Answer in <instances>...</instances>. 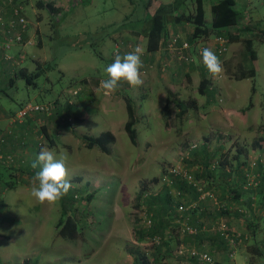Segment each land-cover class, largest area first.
Segmentation results:
<instances>
[{
  "label": "rangeland",
  "instance_id": "1",
  "mask_svg": "<svg viewBox=\"0 0 264 264\" xmlns=\"http://www.w3.org/2000/svg\"><path fill=\"white\" fill-rule=\"evenodd\" d=\"M35 1L29 0L21 10L26 26L23 41L1 46L0 114L11 118L25 102L48 103L51 109L49 114L36 113L20 123L12 122L23 123L31 130L18 136V144L11 150H5L14 154L12 164L0 163L5 167L0 177V264L20 263L24 259L37 264H133L129 248L150 256L156 243L153 239L138 240L134 235L135 223L147 226L144 219L149 217L142 201L139 207L135 206L144 186V194L156 195L173 179L167 174L172 166H182L195 176V165H200L197 159H202L205 151L208 162L217 165L225 151L234 153L240 145L249 148V143L257 139L264 143V0H236L235 4L240 16L235 28L251 23L259 33L251 38L257 55L252 63L254 77L237 78L251 66L241 42L245 33L240 41L229 42L225 53L217 54L225 70L220 78L208 72L196 50L193 51L197 58L194 56L190 63L164 50L156 63L158 70L153 62L140 70L142 79L148 75L159 79L160 74L175 76L178 66L182 67L179 80H169L168 84L179 98H195L197 103V108H190L182 118L176 116L177 107L172 101L169 111L164 112L165 98L159 94L166 92V84L163 90L161 82L149 89L144 85L134 91L118 89L112 96H105L99 87L100 81L107 79L105 67L113 63L117 53L123 56L136 47L146 52L144 35L141 43L124 39L126 32L140 31L147 25L154 5L149 7L146 0H69L60 12L50 14L47 8H38ZM215 1L203 2L207 22L212 15L209 4ZM4 5L11 13V5ZM189 10L193 11L191 4ZM170 33L168 29L167 35ZM38 35L43 46L38 43ZM216 35L199 39L194 48L213 49ZM193 64L194 70L188 69ZM35 72H39L36 77L30 76ZM203 73L208 79L206 94L198 92ZM125 97L134 108L137 145L130 142L124 130ZM119 98L123 100L118 102ZM74 116H80L81 121L76 124ZM219 123H229V128L212 129ZM106 130L116 138L109 154L84 146L83 135L97 136ZM204 137L211 142L206 143ZM219 139L228 143L221 140L222 144ZM191 143L197 146L189 150ZM204 144L205 151L199 150ZM220 144L223 147L219 148ZM41 148L54 151L58 157L68 155L66 167L73 185L70 191H75L77 197L72 198L70 211L81 231L74 244L66 243L56 228L62 214L60 202L40 204L31 195L34 174L39 171L31 167V162ZM9 181L13 182L12 187H6ZM171 192L177 199V190L172 188ZM89 195L91 199H87ZM188 210L175 214L174 219L183 216L187 222ZM172 229L171 224L167 225L165 237ZM175 234L178 243L172 241L171 253L163 262L189 264L175 250L180 243L195 245L180 227ZM228 260L238 264L230 256Z\"/></svg>",
  "mask_w": 264,
  "mask_h": 264
},
{
  "label": "trees",
  "instance_id": "2",
  "mask_svg": "<svg viewBox=\"0 0 264 264\" xmlns=\"http://www.w3.org/2000/svg\"><path fill=\"white\" fill-rule=\"evenodd\" d=\"M180 1V2H179ZM19 4L24 6L21 0L17 1ZM204 0H176V3H157L155 0H146V4L152 7V10L150 14H148L147 18V28L145 32L146 36V52H156L158 49H160L161 45L165 41V37L168 33V25L171 22L172 24L175 23H187L191 24L193 27L192 33L188 38V41L191 44L196 43L199 39L210 36L211 34L216 33L224 35L228 42H235L240 41L241 34L245 33L246 36L241 39V42H243V45L245 47V52L247 54L248 59L251 62V66L248 69H244L239 77L237 78H248V77H254L255 76V68L253 66V61L256 60L257 55L255 50L253 49V41L252 36H257L259 33L256 31L257 28L254 24L246 23L242 25L240 28H235L238 24V21L240 19L239 13L235 8V0H218L216 3L212 4L210 7L211 11V20L210 22H207L205 19V9L203 5ZM26 3V2H25ZM180 4L183 5V8H181ZM185 4V5H184ZM189 4L194 5L193 11L189 10ZM35 5L38 8H47V10L50 12V14H55L61 11L59 7H56L53 2L48 1L44 2L42 0H36ZM180 5V6H179ZM22 10V8H21ZM233 28H235V31H233ZM260 32V30H259ZM259 36V35H258ZM22 75H26L24 71H21ZM39 74V72H35L30 74L32 77H36ZM209 91L208 88V79L205 77V74H202V79L200 81V84L198 86V92L200 94H206ZM174 102V104L177 107V113L176 116L179 118L184 117L186 112L190 108H197V103L195 98H190L187 100H183L179 98V96L171 91H166V100L163 105L164 112L169 111V104L170 102ZM126 102V115L127 118L123 124L124 130L126 131L130 142L133 145H137V136H136V129L133 127L135 122V116H134V108L131 104V101L128 97H125ZM74 120L77 123L81 121L80 116H74ZM6 134H4L5 142L6 143ZM47 136V135H46ZM20 138V137H19ZM82 140L84 142V146L88 148L97 147L101 152L109 154L111 151V146L114 144L116 138L115 135L109 131H102L97 136H90V135H83ZM19 143L22 145L24 144L23 139H19ZM35 144V143H34ZM2 152H5L3 150ZM13 154V153H11ZM18 160V159H17ZM203 159L200 161L201 163ZM227 159L220 160L217 165H213L210 162H205L203 165L205 167V171L207 173H200L196 172L194 177V180H203L206 183V186L203 184V181H200L202 183V190L199 191L196 189V187L193 184L188 183L185 179H182L180 176H172L173 179L169 181V184L164 185L162 188L161 193H157L156 195H148L145 193V186L142 188V190L139 192L136 201L135 206H140L143 202L148 209V218L151 219V224L147 226L137 225L138 221L135 223L134 226V235L138 240H144V239H153L154 241H157L154 244V250L153 253H151V257L147 255L146 253L140 252L136 248H129V253L133 257V264H164L163 258H165L167 255L171 253V244L172 241L175 239L177 240L176 243H178L179 237L176 236V228L180 227V223H177L174 221V215L178 214L176 211V205L179 202H185L186 204L190 205L193 202H196L199 200L202 192H208V199L215 203L216 210L222 214L228 212V209L226 208V199L231 198V194L241 196V190H238L237 188L230 187V180H226L228 176H230V173H226L220 177L219 172H213L214 169L222 167L223 164ZM23 162V160L21 161ZM1 163V162H0ZM8 164V163H7ZM12 164V162H11ZM10 165V164H9ZM24 165V163L20 166V168ZM14 167V166H13ZM35 170V169H34ZM33 171V170H32ZM224 172V171H223ZM35 175V174H34ZM0 173V177H2ZM248 175H243L244 180H242L243 185L246 189L248 194H251L254 192V189L257 185H253L254 182H250V179L247 177ZM223 178L221 181L220 179ZM155 179V178H154ZM12 180V179H11ZM157 180V179H155ZM226 183H225V181ZM197 181V180H196ZM224 181V182H223ZM223 182V183H222ZM13 182L9 181L6 184V187H12ZM174 188L177 190V199L174 198V193L171 192V189ZM76 199V192L70 191L65 197H63L59 202L62 208V214L58 218L57 221V228L60 236H62L65 239L68 240H74L79 237L80 229L79 224L77 220L72 217V212L70 211L72 209V205L74 201L73 199ZM92 195H89L87 199H91ZM237 199V197H235ZM142 201V202H141ZM250 197H248V200L245 201V205L250 206L251 203ZM196 207V206H195ZM195 207L189 206L188 207V220L186 223H188L191 226H194L197 228V232L194 235L186 236L188 240H190L191 243L195 244V248L199 250H206V246H204V243L206 239H209L212 245L219 244L220 248L226 257L224 259L216 260V264H231L228 260L231 251L228 253V246H230L227 242V240L224 238V235L214 228L216 222H218L219 218L215 215V217H212L211 223L209 224L207 229L202 228L201 223H195L192 224V222L189 219V216L197 209L195 210ZM71 212V213H70ZM183 217V216H182ZM171 224V228H174L171 230V233H169L168 237H165L164 230L167 227V225ZM230 228V227H229ZM231 229V228H230ZM210 231L211 234H206L207 231ZM205 232V233H204ZM186 234V233H185ZM242 234V233H241ZM244 235V234H242ZM244 244H247L248 237L244 239ZM243 244V243H241ZM239 244V245H241ZM187 247H193L186 245ZM247 249L252 248L254 253H257L260 255L259 251L256 250L257 245L251 244L246 245ZM208 253H210L214 257L215 250H212V248L206 250ZM186 258V257H184ZM189 261V264H204L199 263L195 258H187ZM15 264H37V263H31L28 259H24L20 263Z\"/></svg>",
  "mask_w": 264,
  "mask_h": 264
},
{
  "label": "crops",
  "instance_id": "3",
  "mask_svg": "<svg viewBox=\"0 0 264 264\" xmlns=\"http://www.w3.org/2000/svg\"><path fill=\"white\" fill-rule=\"evenodd\" d=\"M21 1L23 5H25L26 3H28L29 0H21ZM42 1L44 2L51 1L56 7H59L60 9H62L65 6L66 2H68L69 0H42ZM217 1L218 0L210 3L209 9L211 5L216 3ZM157 3H174L175 4L176 0H169V2L158 0ZM235 3H236V0H235ZM180 5L179 6L183 8V5L182 4ZM192 8L194 9L193 4H192ZM1 9L6 18H9L12 15V13H10V8L7 7L6 5L3 4ZM60 14L61 13H59V15ZM63 17L64 15L61 17L60 20L59 19L58 20L61 22ZM146 28H147V25H144L140 31L130 30L126 32L124 41H136L137 43L139 42L141 43V38L143 35L145 36ZM36 29H38V27H36ZM168 29L170 32L179 34L181 38L188 40L190 36L189 33L192 32L193 27L191 24H187L183 22L181 23L179 22L175 24H172L170 22L168 25ZM131 36L134 38H132ZM37 39H38V43L41 44V46H43L42 40L40 39L39 35ZM4 40H5V35L1 32L0 33V52H1V42L3 44ZM166 42L164 41L160 49H158V51L156 52H153V53L145 52L143 55L144 57L142 58V60H144L143 65L146 66L148 63L153 62L156 67L155 69L158 70L156 63L159 59H161L160 57H163L164 55V50H166L164 48L166 46ZM191 53L195 56V52L193 50L191 51ZM195 58L197 57L195 56ZM164 65L166 64L164 63ZM192 66H194V64L191 65L190 68L188 69L194 70L192 68H195V67H192ZM170 68H174V66L171 67L170 65ZM170 68H168L169 71H170ZM161 69H164L162 65H161ZM182 72H183L182 67L178 66L177 72L174 73L175 76L171 74V76L168 77V75L166 76V75L160 74L159 79H157V77L154 78V75H148L145 78L143 77L142 85L147 86V88L149 89L151 86H154L158 82H161L163 90H164V85L166 84L165 85L166 91L168 89L172 91L173 88L172 86H170L171 83L168 84V81L169 80H172V81L179 80V76L182 75ZM122 89H130L134 91V88L129 86L127 82H124L122 86H119V91ZM158 92L161 93V91H158ZM159 95L165 98L164 99V103H165L166 92L164 91V94L161 93ZM121 99L122 98H119L117 99V101L120 102ZM108 106L109 108H111L112 105L110 104ZM214 126H212V129L225 130L229 128V123H223V124L219 123L218 125H214ZM25 127L26 126L23 125V123L19 125L18 124L14 125L10 121L9 115L0 114V132H3L6 134L5 135L6 143L2 144V149L11 150L14 145H17L18 136H21L22 133L28 134L31 130L29 127H26V128ZM24 129H26L28 132ZM216 138H217V135L215 139ZM204 140H207L206 143L211 142L210 138L208 137H204ZM221 140L222 139H219V142H221ZM224 143L227 144L228 142L225 141ZM205 144L202 145L199 150L205 151L206 149ZM218 146L219 148L223 147V145L221 144ZM242 146L244 145H240L238 147V150L235 151L234 153H229L225 151V153L223 154L220 160L227 159V161L225 162V164L222 165V167L216 168L213 170V172H216V173L219 172L220 177H222V175L225 174V172L230 173V176H228L226 180L227 181L230 180L229 181L230 187L241 190V196L231 194L232 197L225 200L226 201L225 206L228 209V212L222 213V214H220L216 210L215 205H214L215 203L211 202L208 199V197L200 196L198 201L193 202L189 205L192 207L196 206L195 210L197 209L195 213L190 215V221L192 222V224L201 223L203 225L202 228L207 229L209 224L211 223V220L213 219L212 217H215V215L216 216L218 215L217 216V218H219L218 221L220 220L225 221L227 225L231 228V230L242 233L248 237L247 244L245 243L244 245L241 244L240 246H235V247L228 246L227 251L228 253L231 251L232 253L231 258L235 260L236 262H238L239 264H264V143L263 141L257 139L249 143V146H250L249 148H245ZM208 156L209 154H207V152L205 151V153L202 154L203 163L200 162L202 159H199V160L197 159V161L200 162V165L198 164L195 165V172H194L195 174L196 172H200V173L206 172L207 173V171H205V167L203 164L208 161ZM4 168L5 167L2 164H0L1 174H2V171L4 172ZM243 175L244 176L248 175L247 176L248 179L252 178L251 182H254L253 185H257L256 188L254 189V192L251 194H248L246 191H244V189L246 188L244 187L243 182H242V180H244ZM223 178H221L220 180L222 181ZM206 183L203 181V184L205 186H206ZM235 197H237V199H235ZM248 197H250V199L252 200L251 201L252 204L250 206L245 205V201L248 200ZM54 229H55V226H54ZM207 234H211V232L207 231V233L204 235L207 236ZM76 239L68 240L64 238V241L68 244H72V243L74 244ZM251 244L257 245L256 250L259 251L260 255L257 253H254L251 247L250 249H247L246 245H251ZM204 246H206L205 248L206 250L210 248H212V250H215V253L213 255L216 260L221 261L223 257H226V255H223V252L219 244L212 245L209 239H206ZM67 264H74V263L68 262Z\"/></svg>",
  "mask_w": 264,
  "mask_h": 264
},
{
  "label": "built area",
  "instance_id": "4",
  "mask_svg": "<svg viewBox=\"0 0 264 264\" xmlns=\"http://www.w3.org/2000/svg\"><path fill=\"white\" fill-rule=\"evenodd\" d=\"M18 0H0V33L2 32L5 35V40L3 44L1 42L2 47L10 46L11 42H21L23 41L22 32L25 29V18L21 14L22 5L17 2ZM9 4L11 5V13L12 15L9 18H6L2 12V5ZM181 36L179 34L170 33L166 35L165 42L166 46L164 47L168 53L174 54L177 58L183 62L190 63L194 61V55L191 53L192 50H196L198 54H201L203 46H199L198 48H194L195 43L191 44L187 39L181 40ZM228 39L224 35H216L214 37V41L212 43L213 50L216 54L222 55L228 49ZM165 65L162 64L164 68ZM51 109L50 104H37L31 102H25L20 105V108L17 109L14 115L11 116V122H22V120L27 117L34 115L36 113H44L49 114ZM5 142L4 134L0 132V144ZM197 146L196 143H191L188 147L189 150L194 149ZM183 158V157H182ZM14 161V154L4 153L0 149V162L1 163H11ZM254 165V164H253ZM167 174L169 176H180L182 179H185L188 183L193 184L197 190H202V183L194 180V177L190 171L186 168L175 165L168 169ZM250 182L252 178H249ZM252 183V182H251ZM208 195V192H202L201 196ZM188 209L187 206L183 202H179L176 205L177 213H184ZM146 225L151 224V219L146 217L144 219ZM177 223H180V231L181 233H186L189 235H194L197 232V228L189 225L185 222V219L182 217H178L174 219ZM217 230H219L224 238L227 240L230 247H235L238 244L244 243V239L247 238L246 235H242L239 232H235L229 228L227 223L223 220H220L215 223L213 226ZM158 242V239L157 241ZM176 255L186 258H195L199 263L209 264L208 259L205 257H211V264H216L215 258L208 253L206 250H199L195 247H187L185 244L180 243L176 247ZM232 256V253H230ZM164 263V262H163ZM165 264V263H164ZM239 264V263H238Z\"/></svg>",
  "mask_w": 264,
  "mask_h": 264
},
{
  "label": "clouds",
  "instance_id": "5",
  "mask_svg": "<svg viewBox=\"0 0 264 264\" xmlns=\"http://www.w3.org/2000/svg\"><path fill=\"white\" fill-rule=\"evenodd\" d=\"M143 54V50L136 47L123 56L119 53L115 55L113 63L104 69L107 79H102L99 85L105 96H112L119 89L122 80L133 88L142 86L143 79L140 70L144 67L141 59ZM201 56L204 66L214 78H220L224 74L222 61L213 49L202 48ZM67 161V153L58 157L54 151L41 148L31 162L33 169L39 168V171L35 173L31 188V195L38 203L56 204L72 189L73 185L68 178L66 167ZM205 258L211 264V257Z\"/></svg>",
  "mask_w": 264,
  "mask_h": 264
}]
</instances>
